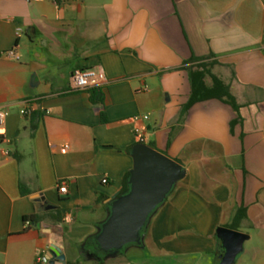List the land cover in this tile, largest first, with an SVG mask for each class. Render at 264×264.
I'll return each mask as SVG.
<instances>
[{
    "label": "crops",
    "instance_id": "1",
    "mask_svg": "<svg viewBox=\"0 0 264 264\" xmlns=\"http://www.w3.org/2000/svg\"><path fill=\"white\" fill-rule=\"evenodd\" d=\"M201 63L236 110L188 106ZM87 68L106 74L100 102L72 89ZM0 106V264H39L52 247L65 264H219V228L247 236L234 264H264V0H0ZM138 128L181 176L139 242L105 252L96 237Z\"/></svg>",
    "mask_w": 264,
    "mask_h": 264
},
{
    "label": "water",
    "instance_id": "2",
    "mask_svg": "<svg viewBox=\"0 0 264 264\" xmlns=\"http://www.w3.org/2000/svg\"><path fill=\"white\" fill-rule=\"evenodd\" d=\"M133 158L129 191L115 196L111 214L96 237L100 249L105 252L139 242L149 215L164 201L181 176V166L176 161L143 143L134 146ZM217 235L224 247L219 264H234L247 236L228 228H219ZM46 264H65V255L52 247Z\"/></svg>",
    "mask_w": 264,
    "mask_h": 264
},
{
    "label": "trees",
    "instance_id": "3",
    "mask_svg": "<svg viewBox=\"0 0 264 264\" xmlns=\"http://www.w3.org/2000/svg\"><path fill=\"white\" fill-rule=\"evenodd\" d=\"M55 1L57 2V4H60L62 0H55ZM189 77L192 85V93L188 106H191L194 102L200 100H204L211 97H217L229 103L235 110L237 109L235 99L231 95L229 91V87L224 85L222 81L217 76H215L210 69L207 68L206 64L204 63L199 64L198 69H196L195 71L189 70ZM208 77H210L212 80L211 86H209L207 83ZM87 90H89L90 92V99L92 102L102 101L103 93L99 86H95ZM128 177H129V173H127L124 178L120 195L128 192L129 190ZM38 218H39L38 215H31V216H25L24 220L30 222H36ZM230 227L235 229L236 224L233 223ZM219 250L222 251V248L219 247Z\"/></svg>",
    "mask_w": 264,
    "mask_h": 264
},
{
    "label": "built area",
    "instance_id": "4",
    "mask_svg": "<svg viewBox=\"0 0 264 264\" xmlns=\"http://www.w3.org/2000/svg\"><path fill=\"white\" fill-rule=\"evenodd\" d=\"M21 29L18 28L17 32H20ZM3 56L13 59H18L17 53L14 51V49L6 50L2 53ZM106 74L103 70L100 69H94V68H87V69H75L71 75V85L72 89L74 90H87L95 86H100L103 83L106 82ZM31 112L30 109H22L21 114L27 115ZM9 116V110L7 108L0 106V141L3 140V133L4 128L6 125L7 118ZM136 119H144L147 120L149 118L148 115H135L133 117ZM136 136L140 143H144L146 141V137L144 135L143 129H136ZM68 146L65 145L62 147V152H65L67 150ZM103 183H106L107 180L103 179ZM59 191L60 193H66L67 187L64 183H60L59 185ZM39 264H45L47 263V257H45L43 254L39 255L38 257Z\"/></svg>",
    "mask_w": 264,
    "mask_h": 264
}]
</instances>
